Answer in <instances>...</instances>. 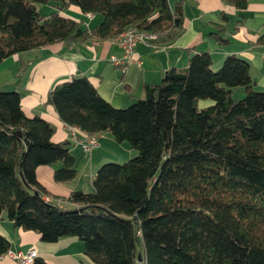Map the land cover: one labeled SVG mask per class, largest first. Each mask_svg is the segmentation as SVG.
Here are the masks:
<instances>
[{
  "label": "trees",
  "instance_id": "1",
  "mask_svg": "<svg viewBox=\"0 0 264 264\" xmlns=\"http://www.w3.org/2000/svg\"><path fill=\"white\" fill-rule=\"evenodd\" d=\"M222 1L241 11L250 0ZM184 3L0 0V63L55 43L115 40L129 28L170 43L182 32ZM37 4L54 11L39 14ZM70 5L100 23L88 28L61 15ZM219 18L227 21L223 11ZM220 27L210 35L222 45ZM211 66L208 53L192 54L186 68L144 84L143 97L120 109L85 77L51 89L46 101L64 124L107 134L137 153L102 164L92 193H70L71 209L50 198L36 176L38 167L59 163L54 182L73 181L70 144L54 143L49 122L26 116L18 92L0 90V217L44 243L76 238L94 264H136L139 252L142 264H264V91L254 89L248 62L235 55L216 71ZM200 100L211 104L199 108ZM8 250L0 235V255Z\"/></svg>",
  "mask_w": 264,
  "mask_h": 264
},
{
  "label": "crops",
  "instance_id": "2",
  "mask_svg": "<svg viewBox=\"0 0 264 264\" xmlns=\"http://www.w3.org/2000/svg\"><path fill=\"white\" fill-rule=\"evenodd\" d=\"M168 1L173 6L178 0ZM222 11L227 21L219 18ZM183 13V28L178 37L166 44L138 43L132 61L123 69L110 62L111 56H121L116 39L75 45L55 43L12 55L0 63V90L18 92L25 115L37 116L49 122L54 127V143L70 144V154L77 171L73 181L54 182L53 172L60 167L59 163L41 166L36 170L39 183L61 208H75L67 201L71 192H93L95 171L108 160L104 158L103 150L120 155L115 157L119 162H126L137 153L127 143L118 144L107 134L97 135L96 147L89 153L84 152L71 139L68 125L60 121L54 108L46 101L55 85L73 77H85L112 107L126 108L143 97L144 84H159L170 69L186 68L192 54L206 52L211 57L213 71L220 68L228 55L247 61L254 89L264 91V0H250L246 9L241 11H236L222 0H185ZM60 14L82 21L88 28L101 21L95 15L89 19L78 8L69 7ZM218 26L223 28L220 36L227 40L222 45L210 35L216 32ZM86 168L90 171L85 174ZM0 235L9 241L11 251L25 254L33 248L36 258L46 264H94L85 255L83 243L76 238L67 237L55 243H44L36 232L14 228L5 214L0 217ZM0 264L15 262L4 257Z\"/></svg>",
  "mask_w": 264,
  "mask_h": 264
},
{
  "label": "built area",
  "instance_id": "3",
  "mask_svg": "<svg viewBox=\"0 0 264 264\" xmlns=\"http://www.w3.org/2000/svg\"><path fill=\"white\" fill-rule=\"evenodd\" d=\"M87 17L92 18L91 14H87ZM159 38L158 34L147 32V31H138L134 28H129L124 30L116 39L119 48L121 49V56H111L110 62L122 69L132 61V55L134 49L138 43L142 42H154ZM71 139L78 143L84 152L89 153L97 145V135L88 134L80 131L78 128L69 127ZM82 133V137H79V134ZM45 201L49 202L48 197L44 198ZM4 257L12 259L15 264H31L36 258L35 249H30L27 253L23 254L22 252H14L8 250L4 254L0 255V260Z\"/></svg>",
  "mask_w": 264,
  "mask_h": 264
},
{
  "label": "rangeland",
  "instance_id": "4",
  "mask_svg": "<svg viewBox=\"0 0 264 264\" xmlns=\"http://www.w3.org/2000/svg\"><path fill=\"white\" fill-rule=\"evenodd\" d=\"M35 7H36V10H37V12L39 13V14H42V15H47V14H49L51 11H54V8L52 7V5H50V4H48V5H42V4H37V5H35ZM69 7H71V8H78L77 6H75V5H70ZM68 7V8H69ZM79 9V8H78ZM36 54H38V53H36ZM240 97H242L241 96V94L239 95ZM239 96H236V97H239ZM239 97V98H240ZM211 103V101L210 100H200V101H198V107L199 108H204V107H207L209 104ZM101 151H102V149H101ZM103 152H104V158H107L108 160H107V162H104V163H123V162H119V161H116L115 159H117V158H115V157H120V155L119 156H117V154H115V152L114 151H104L103 150ZM123 157V156H122ZM135 157V156H134ZM103 163V164H104ZM102 165V164H101ZM100 165V166H101ZM99 166V167H100ZM99 167L97 168V169H99ZM90 170H89V168H86V170H85V174L86 173H88ZM97 171V170H96ZM95 171V172H96ZM136 264H142V263H140V262H136Z\"/></svg>",
  "mask_w": 264,
  "mask_h": 264
},
{
  "label": "water",
  "instance_id": "5",
  "mask_svg": "<svg viewBox=\"0 0 264 264\" xmlns=\"http://www.w3.org/2000/svg\"><path fill=\"white\" fill-rule=\"evenodd\" d=\"M137 261L140 263L143 261V257L140 252L137 254Z\"/></svg>",
  "mask_w": 264,
  "mask_h": 264
}]
</instances>
